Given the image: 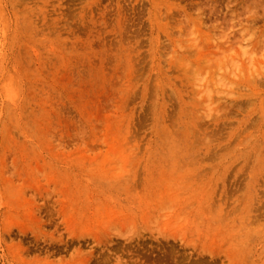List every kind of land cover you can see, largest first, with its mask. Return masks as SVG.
<instances>
[{"label": "rangeland", "instance_id": "obj_1", "mask_svg": "<svg viewBox=\"0 0 264 264\" xmlns=\"http://www.w3.org/2000/svg\"><path fill=\"white\" fill-rule=\"evenodd\" d=\"M0 264H264V0H0Z\"/></svg>", "mask_w": 264, "mask_h": 264}]
</instances>
